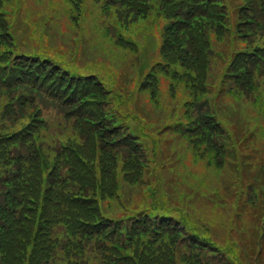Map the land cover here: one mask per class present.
<instances>
[{"label":"trees","instance_id":"obj_1","mask_svg":"<svg viewBox=\"0 0 264 264\" xmlns=\"http://www.w3.org/2000/svg\"><path fill=\"white\" fill-rule=\"evenodd\" d=\"M216 1H160L173 20L164 56L196 72L199 83L218 57L227 63L224 80L249 94L264 91V0ZM120 2L134 16L150 9L149 0ZM212 33L217 43L229 41L224 54L209 41ZM10 46L0 11V264H235L232 246L223 248L182 219L147 211L111 215L123 186L144 182L141 162L149 161L139 133L115 105L122 99L47 60L14 57ZM90 91L93 97L82 99ZM6 124L22 126L10 132ZM202 138L219 157L228 149L225 139ZM247 201L255 204L254 191Z\"/></svg>","mask_w":264,"mask_h":264},{"label":"rangeland","instance_id":"obj_2","mask_svg":"<svg viewBox=\"0 0 264 264\" xmlns=\"http://www.w3.org/2000/svg\"><path fill=\"white\" fill-rule=\"evenodd\" d=\"M152 4L148 18H139L127 29L118 28L126 39L136 41L138 55H133L129 50L124 53L111 44L104 29L100 28L103 15L98 13L101 11L94 0H82L80 7L75 6L73 0H24L22 6L5 2L4 7L7 8L11 32L20 51L59 62L57 58L60 55H65L66 60L74 55L79 43L80 52L76 55L79 53L81 56L76 67H83L84 72L92 70L103 77L109 76L106 80L110 82H113V74H124L126 81L121 84H125L127 90L133 87L135 106H132V110L147 118L148 130L152 131L151 139L161 147L160 156L163 161H159L160 183L163 192L169 191L170 203L182 205L188 212V220L208 225L218 242L225 239L228 229L235 224L233 231L238 245L244 247L243 234L240 232L243 231L247 247L256 250L257 241L247 234L262 222L264 194H260V202L256 193L255 204L245 208L241 187L252 182L254 175H260L259 172L264 179V168L260 167L263 163L261 157L264 158V115L260 110L262 102L254 107L247 100L234 95L217 96L218 106L214 107L217 118L232 131L233 140L237 139L233 160L228 161L225 155L223 163L218 166H209L204 158L195 160L182 138L177 134H168L164 129L166 123L182 118L186 109L185 100L193 99L192 89L185 88L183 83L159 72L154 93L138 89L139 82L158 58L155 57V46L161 40L164 22L158 14L157 0H153ZM17 8L22 10L18 17ZM40 10L44 12V20L39 24L38 19H31V16ZM75 39L78 40L74 42ZM144 51L149 58L148 62L152 63L140 69L139 57ZM216 89L217 85L207 91L213 92ZM149 95H158L155 99L159 102H151ZM252 156L254 159H249ZM255 180L256 183L252 182L253 186L247 187L245 192L264 187L260 177ZM257 208L262 210L258 211ZM251 240L255 241V245L250 244Z\"/></svg>","mask_w":264,"mask_h":264}]
</instances>
